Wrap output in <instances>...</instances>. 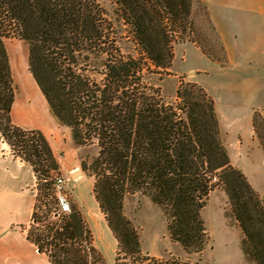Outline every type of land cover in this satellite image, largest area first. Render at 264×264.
<instances>
[{"label": "trees", "instance_id": "16d2710c", "mask_svg": "<svg viewBox=\"0 0 264 264\" xmlns=\"http://www.w3.org/2000/svg\"><path fill=\"white\" fill-rule=\"evenodd\" d=\"M194 0H114L116 11L138 46L124 54L114 23L98 0H0V140L29 164L37 201L27 240L50 264H105L83 208L54 215V178L61 163L40 129L17 126L12 109L19 86L7 40L28 45V69L51 115L71 130L79 147L96 145L82 169L95 178L93 193L117 241L115 264H189L173 255H145L138 229L126 216L125 199L141 193L160 207L171 241L188 253H202L211 241L202 215L221 188L225 213L242 233L247 264H264V196L232 163L222 140L214 99L180 77L177 104L150 86L145 76L173 65L179 36L192 31ZM204 54L214 61L203 46ZM264 147V116L253 115Z\"/></svg>", "mask_w": 264, "mask_h": 264}, {"label": "crops", "instance_id": "0c3cea01", "mask_svg": "<svg viewBox=\"0 0 264 264\" xmlns=\"http://www.w3.org/2000/svg\"><path fill=\"white\" fill-rule=\"evenodd\" d=\"M200 1L208 7L210 21L224 42L227 57L224 61H214L187 40L183 43L188 42L200 49L202 55L213 62L214 72H192L191 75L197 78L181 77L203 87L214 99L222 140L233 165L241 169L254 189L264 196V147L253 126L255 111L264 116V0ZM7 48L16 82L18 79L25 86L26 79L20 75L13 51L8 45ZM19 95L15 103L20 100ZM15 103L13 123L42 130L53 146L42 123L45 108L51 115L44 95L38 104L40 115L37 121L31 119L32 110L37 112V105L21 98L14 116ZM69 133L72 138L70 129ZM9 149L0 152V264H50L48 257L27 240L38 195L36 176L31 166L15 157ZM53 149L58 158L59 152L54 146ZM146 255L158 257L149 252Z\"/></svg>", "mask_w": 264, "mask_h": 264}, {"label": "rangeland", "instance_id": "374dc122", "mask_svg": "<svg viewBox=\"0 0 264 264\" xmlns=\"http://www.w3.org/2000/svg\"><path fill=\"white\" fill-rule=\"evenodd\" d=\"M98 1L106 9L109 19L114 23L117 42L122 52L138 56V46L123 19L118 16L114 0ZM190 22L192 23V31L188 27L186 34L179 35L184 40L174 44L175 58L172 67L169 69L171 75H167L168 71H165L162 74L150 73L145 76V81L150 86L159 88L167 102L175 105L178 102L176 91L180 85L181 76L197 78L196 75L192 76L191 73L199 71L214 72L213 62L204 57L200 49L188 42H183L194 40L216 59L223 60L224 57H227L224 42L211 23L208 7L202 1H193ZM7 45L11 47L13 58L21 69L20 75L28 76V73H30L28 69V45L18 39L7 40ZM20 48L26 50L27 62L24 63V60H22V67L21 60L18 58ZM31 77L33 78L32 74ZM184 77L182 78L185 83H191L189 79ZM16 83L19 86L20 100L26 98L25 95L23 96L25 86L18 79ZM39 91L42 94L40 88ZM28 105L32 107L30 102H28ZM44 116L42 123L47 128V134L50 136L55 150L59 152L58 158L62 166L60 175L67 176L65 191L69 200L71 204L77 202L83 208L95 234L96 245L105 259V264H115L118 249L116 247L117 241L112 237L113 234L108 227L105 216L95 200L93 193L95 178L88 176L81 167V161L83 159L91 161L97 154L98 148L96 145L76 146L70 136L69 129L59 126L46 108ZM5 148L7 149L5 150ZM8 149L6 143L0 140V152L4 153ZM68 171L70 173H67ZM229 209L230 204L226 193L221 188L216 189L210 195L208 203L202 211L211 241L202 253H188L180 244L171 241L166 216L163 210L154 204L150 198L138 192L135 195H128L124 204L126 216L138 229L145 255L148 252L157 255L158 258L173 255L189 264H247L240 248L241 230L234 220L227 218L225 215Z\"/></svg>", "mask_w": 264, "mask_h": 264}, {"label": "bare ground", "instance_id": "6f19581e", "mask_svg": "<svg viewBox=\"0 0 264 264\" xmlns=\"http://www.w3.org/2000/svg\"><path fill=\"white\" fill-rule=\"evenodd\" d=\"M18 58H19V60H21V67H22V64H23L22 60H24V63L26 61V50H25V48H20L18 50ZM12 60H13V58H12ZM19 70L21 71L20 68H19ZM25 79H26L25 80V91H24L23 96L25 95L27 100L32 101L35 106L37 105V112H35V109H33L32 110L33 114L31 116V119H36L35 121H37V116L40 115V109H38V104L40 103V98L43 95L40 93L39 88L36 85L34 79L31 77L30 73H28V76H26ZM19 103H20V100H17L15 103L14 110H13L14 116L17 115L16 113H17ZM78 176H79V174H78Z\"/></svg>", "mask_w": 264, "mask_h": 264}, {"label": "built area", "instance_id": "2783aa9c", "mask_svg": "<svg viewBox=\"0 0 264 264\" xmlns=\"http://www.w3.org/2000/svg\"><path fill=\"white\" fill-rule=\"evenodd\" d=\"M67 176L57 175L54 178L53 191L56 198V208H54V215L59 218L60 215L69 214L71 212V202L68 194L65 191Z\"/></svg>", "mask_w": 264, "mask_h": 264}]
</instances>
